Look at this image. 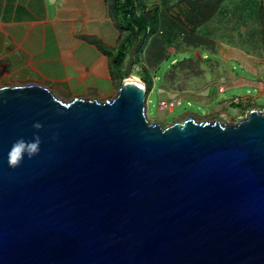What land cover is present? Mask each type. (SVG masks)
I'll return each mask as SVG.
<instances>
[{"label": "water", "instance_id": "95a60500", "mask_svg": "<svg viewBox=\"0 0 264 264\" xmlns=\"http://www.w3.org/2000/svg\"><path fill=\"white\" fill-rule=\"evenodd\" d=\"M140 42L111 100L0 88V264H264V111L150 123Z\"/></svg>", "mask_w": 264, "mask_h": 264}, {"label": "crops", "instance_id": "0c3cea01", "mask_svg": "<svg viewBox=\"0 0 264 264\" xmlns=\"http://www.w3.org/2000/svg\"><path fill=\"white\" fill-rule=\"evenodd\" d=\"M108 4L109 0H0V88L16 86L3 84V81L16 74H25V80L32 76L31 82H50L58 89L67 90L99 79L95 73L98 71L106 76L101 81L112 84L116 81L117 88L118 74L112 62L124 43L118 24L110 17ZM219 5L218 0H200L194 8L199 18L194 19L196 22L204 18L211 21L221 14ZM258 19L264 22V0ZM262 26L261 49L247 39L245 43L253 48L246 52L208 39L205 47L222 61L237 60L250 76L258 79L256 83L232 76L231 84L252 85L263 92L264 23ZM194 31L190 26L185 29L191 35ZM184 40L189 46L200 44L188 37ZM242 101L249 103L247 99Z\"/></svg>", "mask_w": 264, "mask_h": 264}, {"label": "rangeland", "instance_id": "374dc122", "mask_svg": "<svg viewBox=\"0 0 264 264\" xmlns=\"http://www.w3.org/2000/svg\"><path fill=\"white\" fill-rule=\"evenodd\" d=\"M221 14L211 21L188 24L185 27H195L194 34L185 32L182 40L178 41L175 49H167L166 58L158 62L151 56V62L157 66H147L149 56L141 67L140 76L146 79L149 85V96L146 98V117L150 123H158L163 127L175 122H183L188 118L196 122L219 121L222 124L232 125L245 117L252 110L264 111V91L252 85L237 86L231 84L234 78H246L250 82L258 79L249 75V71L242 68L237 60L222 61L217 55L209 52L205 47L207 40L219 43L221 46L251 50L253 47L246 44V39L254 43V47L262 46L263 21H258L262 0H218ZM149 0L148 4H156ZM174 13L177 15L176 9ZM172 14V13H171ZM221 15V16H219ZM258 19V20H257ZM262 22V24H261ZM189 25V26H188ZM191 38L199 45L189 46L185 39ZM179 40V39H178ZM245 40V41H244ZM150 44L157 51L158 38L151 37ZM183 41V43H181ZM185 44V45H184ZM263 48V47H262ZM258 53V52H257ZM254 57H258L252 52ZM154 55V54H153ZM225 62V63H224ZM159 63V64H158ZM215 64V66H211ZM98 67V66H97ZM138 70L137 68L135 69ZM99 79L89 80L86 86H75L71 89H58L56 85L47 82L43 84L26 79L25 74H16L3 81V84L26 86L36 84L49 89L55 97L63 102L74 98H84L104 102L113 99L118 89L114 84L101 81L106 78L105 73L95 72ZM138 74V73H137ZM133 71L132 78L141 82L140 77ZM30 79V80H29ZM35 79V77L33 78ZM151 82H153L151 84ZM14 87V86H4ZM2 88V87H1ZM224 88V91L222 89ZM248 100V104L243 103ZM164 102L167 109L159 111V104Z\"/></svg>", "mask_w": 264, "mask_h": 264}, {"label": "trees", "instance_id": "16d2710c", "mask_svg": "<svg viewBox=\"0 0 264 264\" xmlns=\"http://www.w3.org/2000/svg\"><path fill=\"white\" fill-rule=\"evenodd\" d=\"M149 0H109L108 12L111 19L118 24V30L122 35L123 47L113 58L112 66H115L118 74V87L126 79V67L128 55L131 48L137 44L140 45L135 53L134 64L132 69L136 76L146 86V98L149 96V85L146 79L141 77V67L149 56L147 66H157L152 64L151 56L161 62L167 55V49H175V45L185 34L186 27L182 22L188 24L204 23L207 18L196 22L198 14H194V8L200 0H155L156 4H148ZM203 0H201L202 2ZM186 7V10L182 9ZM176 9L177 15L174 13ZM172 13V14H171ZM195 17V19H194ZM189 26V25H188ZM195 28V27H194ZM157 36V51L150 44L151 37ZM179 39V40H178ZM154 54V55H153ZM146 59V60H145ZM159 64V63H158ZM138 69L137 71L135 69ZM153 82H151L152 84Z\"/></svg>", "mask_w": 264, "mask_h": 264}, {"label": "clouds", "instance_id": "9594fccd", "mask_svg": "<svg viewBox=\"0 0 264 264\" xmlns=\"http://www.w3.org/2000/svg\"><path fill=\"white\" fill-rule=\"evenodd\" d=\"M35 127H40L39 124ZM38 141L25 142L23 140L17 141L10 150L9 163L13 166L19 164L25 158V154L29 157L33 156L38 150Z\"/></svg>", "mask_w": 264, "mask_h": 264}, {"label": "built area", "instance_id": "2783aa9c", "mask_svg": "<svg viewBox=\"0 0 264 264\" xmlns=\"http://www.w3.org/2000/svg\"><path fill=\"white\" fill-rule=\"evenodd\" d=\"M121 2L123 1V0H120ZM167 109V104L166 103H164V102H161L160 104H159V111H164V110H166Z\"/></svg>", "mask_w": 264, "mask_h": 264}, {"label": "bare ground", "instance_id": "6f19581e", "mask_svg": "<svg viewBox=\"0 0 264 264\" xmlns=\"http://www.w3.org/2000/svg\"><path fill=\"white\" fill-rule=\"evenodd\" d=\"M132 80L137 81L136 79H132Z\"/></svg>", "mask_w": 264, "mask_h": 264}]
</instances>
